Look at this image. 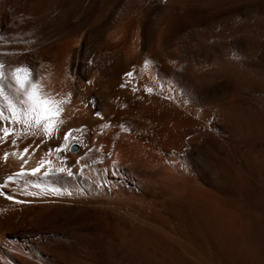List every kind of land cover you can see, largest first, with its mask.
I'll return each mask as SVG.
<instances>
[{"label":"bare ground","instance_id":"obj_1","mask_svg":"<svg viewBox=\"0 0 264 264\" xmlns=\"http://www.w3.org/2000/svg\"><path fill=\"white\" fill-rule=\"evenodd\" d=\"M0 63L68 100L0 143V264H264V0H0Z\"/></svg>","mask_w":264,"mask_h":264},{"label":"snow or ice","instance_id":"obj_2","mask_svg":"<svg viewBox=\"0 0 264 264\" xmlns=\"http://www.w3.org/2000/svg\"><path fill=\"white\" fill-rule=\"evenodd\" d=\"M239 58V57H236ZM150 61L146 60L145 64H149ZM5 65L0 63V143H4L8 140L9 135H18L16 129H10L9 125L19 124L24 132H28L30 129L41 128L43 129L44 135L48 138H52L55 131L58 130L59 125L63 123L60 119L61 113L64 111V105L68 103L67 99H57L56 97L47 93L43 87L34 78L33 70L28 67L20 66L11 70V81L12 83H4L7 79L4 72ZM131 75V73H128ZM14 86V95L8 92L6 89H11ZM151 91V89H148ZM70 95V94H69ZM7 113V114H5ZM99 115V113H97ZM71 136V132H66L63 135V139L67 141ZM43 143V141H41ZM12 144H16V140H12ZM32 145H29L31 148ZM39 148V145L36 146ZM29 148H25L23 151L27 153ZM67 148V145H64ZM60 151L59 148L56 149ZM51 149L45 153V157L50 155ZM8 153H4V158L7 159ZM27 163V161H25ZM45 159L42 158L40 166H43ZM40 166L31 170V175L35 176L40 171ZM67 173L68 176H72L73 172L68 168H57L51 172L46 171L45 176L55 175L56 173ZM26 175L23 168L20 173L16 175ZM13 177L9 176L7 180H12ZM5 185H0L4 187ZM40 187V185H35ZM45 191H50L54 194L61 195L72 193L64 189L63 191L57 187H46ZM27 195L37 196L41 193H26ZM8 199H13L9 196ZM18 203L20 201H17Z\"/></svg>","mask_w":264,"mask_h":264}]
</instances>
